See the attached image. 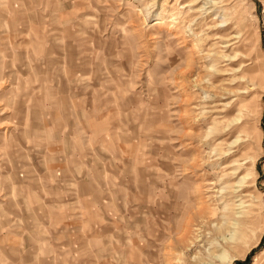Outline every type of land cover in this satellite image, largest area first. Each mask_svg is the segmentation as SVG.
Listing matches in <instances>:
<instances>
[{
	"label": "rangeland",
	"instance_id": "rangeland-1",
	"mask_svg": "<svg viewBox=\"0 0 264 264\" xmlns=\"http://www.w3.org/2000/svg\"><path fill=\"white\" fill-rule=\"evenodd\" d=\"M263 252L264 0H0V264Z\"/></svg>",
	"mask_w": 264,
	"mask_h": 264
},
{
	"label": "bare ground",
	"instance_id": "bare-ground-1",
	"mask_svg": "<svg viewBox=\"0 0 264 264\" xmlns=\"http://www.w3.org/2000/svg\"><path fill=\"white\" fill-rule=\"evenodd\" d=\"M206 4V2L204 3V5ZM203 5V6H204ZM197 7V6H196ZM226 59V58H225ZM224 93V92H223ZM237 168H234V171H236ZM245 176H242L241 178H239L237 180L236 183H234L233 187H232V192H231V197L232 199H237L235 200V210H234V218L232 219V221L230 222H224L221 223L219 226H226L228 228V235L227 236H222L220 239V243L219 245H217V247H224L232 242H234L237 238V229L236 226L240 223L241 219H239L241 216H243L245 214L244 212V207L242 206L244 201L242 200V191H244V183H245ZM217 224H215L216 226ZM219 226L217 225L216 229L219 228ZM190 229V228H189ZM183 238V237H182ZM264 254V252H263ZM264 256V255H263ZM213 259H218V260H223L225 259V255L221 254H214ZM213 262H202L201 264H212ZM257 264V263H254ZM258 264H264V259L261 260V262H259Z\"/></svg>",
	"mask_w": 264,
	"mask_h": 264
}]
</instances>
